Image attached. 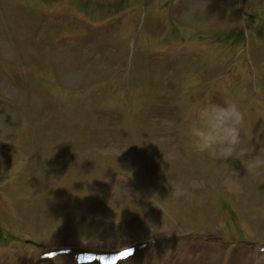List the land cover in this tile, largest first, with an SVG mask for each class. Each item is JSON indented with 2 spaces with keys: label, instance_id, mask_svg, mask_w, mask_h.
Listing matches in <instances>:
<instances>
[{
  "label": "rangeland",
  "instance_id": "374dc122",
  "mask_svg": "<svg viewBox=\"0 0 264 264\" xmlns=\"http://www.w3.org/2000/svg\"><path fill=\"white\" fill-rule=\"evenodd\" d=\"M226 98L264 156V0H0V264H264V169L180 134Z\"/></svg>",
  "mask_w": 264,
  "mask_h": 264
},
{
  "label": "clouds",
  "instance_id": "9594fccd",
  "mask_svg": "<svg viewBox=\"0 0 264 264\" xmlns=\"http://www.w3.org/2000/svg\"><path fill=\"white\" fill-rule=\"evenodd\" d=\"M206 3L207 0H202L203 8ZM183 119L180 134L192 153L206 155L225 165L230 159H246L250 170L264 169V156H248V149L241 142L244 116L233 100L192 105Z\"/></svg>",
  "mask_w": 264,
  "mask_h": 264
}]
</instances>
